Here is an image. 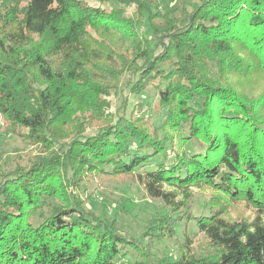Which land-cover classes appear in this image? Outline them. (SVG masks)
Instances as JSON below:
<instances>
[{"label": "trees", "instance_id": "16d2710c", "mask_svg": "<svg viewBox=\"0 0 264 264\" xmlns=\"http://www.w3.org/2000/svg\"><path fill=\"white\" fill-rule=\"evenodd\" d=\"M95 1L0 0V118L45 152L0 171V264H264V90L251 87L264 76V0ZM150 86L159 125L127 114ZM87 177L141 186L164 209L152 232L128 238L87 208L74 190ZM196 188L210 193L199 214ZM240 204L250 214L229 213ZM192 223L205 255L185 250ZM178 225L188 246L160 257L154 243Z\"/></svg>", "mask_w": 264, "mask_h": 264}, {"label": "rangeland", "instance_id": "374dc122", "mask_svg": "<svg viewBox=\"0 0 264 264\" xmlns=\"http://www.w3.org/2000/svg\"><path fill=\"white\" fill-rule=\"evenodd\" d=\"M92 4H97L95 0H88ZM160 3L161 9L167 6L175 7L180 0H157ZM197 0H188V8H192L196 5ZM106 9L122 8L126 17H135V11L133 7H125L116 3L105 4ZM146 33L144 28L141 29ZM121 85L117 93L110 97L112 103V110L120 107L123 100V95L129 94L126 83L128 76L125 75L121 79ZM251 87L253 93L260 94L264 90V76L260 75L255 80ZM128 112L130 115L133 111L136 116H145L150 123L159 125L165 118L166 109L159 103L158 91L154 86L147 87L142 96L129 95ZM143 103L141 111L134 107L137 103ZM152 130V129H151ZM19 130L14 131L2 118H0V171L7 173L10 171L22 170L30 168L32 163L35 162L37 157L45 155V152L40 150V147L29 142L25 138L19 135ZM177 145V144H175ZM199 145L191 143L188 146V151L198 152ZM178 149V148H176ZM173 154L168 155V160L172 161ZM160 160V158H159ZM92 177V176H91ZM97 178L87 177L82 181L79 180L78 184L82 186H74L76 194L80 195V198L84 200V204L87 208L94 211L97 215H108L110 218H118L120 221L121 231L129 238L139 239L141 236L146 235L145 232L150 226V222L156 214L163 212V208L158 201L150 199L144 189L134 181L126 179H112L106 182H99ZM210 193L207 189H195L194 196L191 199L195 204L196 213L202 212L204 203L209 199ZM241 212H246L244 205H235L229 208V213L233 216L239 215ZM245 215L250 212L244 213ZM38 217V214L35 216ZM189 230L193 239V242L189 243V247H185V250L190 249V252L196 255H205L209 252L208 242L203 235L197 233L196 226L192 223L189 225ZM184 227L178 225L176 227V237L172 239L159 240L154 243V252L162 257L163 255L169 256L171 259H175L180 255L183 249L182 244L188 246V243H184L183 236ZM151 233L152 230H148ZM133 257L122 259L120 264H132Z\"/></svg>", "mask_w": 264, "mask_h": 264}]
</instances>
